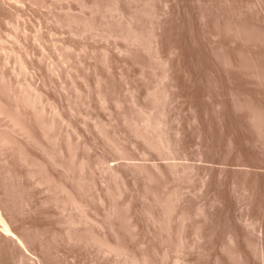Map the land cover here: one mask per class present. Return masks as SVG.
<instances>
[{
	"label": "rangeland",
	"instance_id": "rangeland-1",
	"mask_svg": "<svg viewBox=\"0 0 264 264\" xmlns=\"http://www.w3.org/2000/svg\"><path fill=\"white\" fill-rule=\"evenodd\" d=\"M0 264H264V0H0Z\"/></svg>",
	"mask_w": 264,
	"mask_h": 264
},
{
	"label": "bare ground",
	"instance_id": "bare-ground-1",
	"mask_svg": "<svg viewBox=\"0 0 264 264\" xmlns=\"http://www.w3.org/2000/svg\"><path fill=\"white\" fill-rule=\"evenodd\" d=\"M0 230L2 231L3 234L7 235V237L17 239L16 241H18L20 245L22 244L24 246L23 240L13 229L11 223L2 212L1 208H0Z\"/></svg>",
	"mask_w": 264,
	"mask_h": 264
}]
</instances>
